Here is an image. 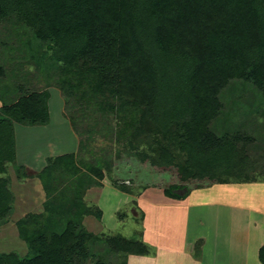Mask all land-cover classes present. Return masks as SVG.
I'll list each match as a JSON object with an SVG mask.
<instances>
[{
  "label": "trees",
  "instance_id": "16d2710c",
  "mask_svg": "<svg viewBox=\"0 0 264 264\" xmlns=\"http://www.w3.org/2000/svg\"><path fill=\"white\" fill-rule=\"evenodd\" d=\"M9 13L61 62L62 89L93 113L112 115L118 138L132 150L142 147L143 159L177 171L182 183L165 188L167 196L186 197L189 180L247 182L264 174V155L250 161L239 137L210 129L222 107L219 94L231 79L252 81L264 94V0H0V19ZM48 98L34 91L3 106L0 222L14 201L7 175L15 160L13 121L47 122ZM87 167L103 178L99 167ZM69 170L88 179L74 154L50 158L38 172L49 196L59 199L69 189L56 188V173ZM71 203L72 216L59 230V221L50 225L41 214L19 219L30 254L0 252V264H79L90 255V264H114L90 252L93 238L115 252L149 253L141 239L86 230L87 209L76 197ZM259 258L264 263V244Z\"/></svg>",
  "mask_w": 264,
  "mask_h": 264
},
{
  "label": "rangeland",
  "instance_id": "374dc122",
  "mask_svg": "<svg viewBox=\"0 0 264 264\" xmlns=\"http://www.w3.org/2000/svg\"><path fill=\"white\" fill-rule=\"evenodd\" d=\"M34 35V30L22 23L14 13L0 19V106L12 104L25 93L45 91L49 95L51 109V121L45 127L26 120L16 122L14 133L18 162L38 163L45 160L50 150L53 155L70 152L74 153L76 163L88 175V179L80 178L82 173L78 178L71 170L56 173V176L60 175L56 188L64 190L69 184V189L64 190L65 194H60L57 199L46 193L38 176V166L35 167L38 172L32 171L28 176L22 167L9 165L7 175L14 201L12 212L0 222V252H15L21 257L30 254L27 241L19 234L17 221L29 215L41 214L42 220L50 225L59 221V230L63 228L65 220L72 216L69 213L71 201L76 197L82 200V205L87 209L82 217L86 230L97 236L103 232L121 234L147 243L149 253L146 255L123 254L113 251L105 240L91 239L88 243L90 252L111 263L120 264L121 260L126 259L127 264H182L177 251L172 248L180 245L184 230L187 234V229H184L186 222L189 223L187 235H194L198 239L192 245L194 255L202 249L199 238L204 234L209 237L211 250L210 255H206L205 264H218V255L221 264H225L223 260L229 254L237 259L231 253L232 246L226 247L220 243L216 249L214 244L220 240V232L225 230L226 223L222 220L224 225L219 223V215L224 213L225 207L218 202L220 197L225 196V189L194 191L193 199L198 204L186 211L175 205L157 204L154 198L161 193L168 198L163 194L165 188L173 183H182L177 171L153 164L150 157L143 159L140 153L142 147L132 150L129 143L118 138L112 115L93 113L83 105L85 102H79L62 89L58 84L61 62L56 61L52 57V50ZM219 98L222 107L210 123L211 131L219 136L229 134L239 137L236 141L240 147L246 148L250 161L264 155L262 90L252 81L234 78L221 90ZM1 113L4 114L3 107L0 108ZM39 155H44V158H38ZM87 166L99 167L104 173L103 178H99ZM258 176L259 180L264 181V174ZM207 183H211L209 179L187 181L188 186L194 189ZM125 184L128 190L121 191L120 186ZM249 187L252 192L264 196V185ZM227 189L232 193L227 196L233 199L241 193L244 198L249 194L248 189L237 195L235 190ZM139 196L143 198L139 199ZM209 199L214 201L202 206L200 202H208ZM97 207L101 209V215ZM190 211L199 216H192L189 222ZM214 248L216 250L212 251ZM249 253L250 249L247 251ZM91 259L90 255L79 264H90Z\"/></svg>",
  "mask_w": 264,
  "mask_h": 264
},
{
  "label": "crops",
  "instance_id": "0c3cea01",
  "mask_svg": "<svg viewBox=\"0 0 264 264\" xmlns=\"http://www.w3.org/2000/svg\"><path fill=\"white\" fill-rule=\"evenodd\" d=\"M2 107L5 105H1ZM0 106V108H2ZM48 114L49 118L47 122L45 123H37L39 125H43L45 127L50 121H51V109H50V103L48 99ZM17 121H13V132ZM35 124V123H33ZM14 150H15V160L14 162H10L7 164V167L9 169V165L15 166V167H22L24 172L29 176L31 172L39 170H42L48 163V160L50 158H55L61 155L65 154H74L70 152H66L63 154L53 155V151L50 150L49 154L46 156L45 160L39 161L38 163H31L30 162H18V151H17V141L16 136L14 133ZM50 147V146H49ZM49 147H44L48 149ZM77 147H78V139H77ZM38 156V155H37ZM38 158H44V155H39ZM38 166V167H37ZM35 167H37L36 170ZM9 173V172H8ZM211 183H207L204 186H197V188H190V185L188 186L190 188L189 194L184 198H174L168 196V198L163 197L162 193L160 196H157L154 198V201L157 202V204H164L167 206H179L186 211L188 208H194L195 204H198L196 200L193 199L194 191H198L199 189L202 190H214V189H220L221 187L224 190L225 196L220 197V200L218 202L221 204V207L224 208V213L222 215H219V223L220 225H225V230L220 232V240L215 241L214 244L216 246V249L219 248L220 243L225 245L232 246V255L237 257V259H233L230 254L228 257H225L223 260L225 264H235L236 262L238 264H264L260 258H259V249L264 244V196L261 194L256 193V191H251L249 186H261L264 185L263 180H253V181H247V182H238V181H230V182H221V181H210ZM188 185V184H187ZM224 186V187H223ZM226 186V187H225ZM233 189L236 191V195L241 193L242 190L248 189L247 194L245 198L243 197V193L241 195H238V198H230L232 196H227V194H232L228 192L229 189ZM255 189V188H254ZM253 189V190H254ZM122 191V190H121ZM163 194L164 191H163ZM257 194V195H256ZM143 198L139 196V199ZM164 198V199H163ZM140 201V200H139ZM210 201H214L212 199H209L208 202H205V200H202L200 203H202V206L205 204H208ZM156 205V204H155ZM193 217L199 216L197 214L195 216L194 212H189L188 221ZM222 220V221H221ZM186 228L187 234L189 232V226L188 222H186ZM252 227V229H251ZM221 233L223 236H221ZM186 230L183 231V238L181 237L180 245L173 246L172 249H175L178 254L179 262L184 264V260H186V264H205L206 261V255H210V246H208L209 243V237L208 235L204 234L201 238V248L199 249L198 254L193 253L192 251V245L198 241L196 240V236L194 235H187ZM226 237H229L228 239ZM227 239V240H226ZM226 243V244H225ZM250 247V248H249ZM215 248L212 249V251L216 250ZM250 249V255L247 254V251ZM217 255V254H215ZM218 264L219 263V255H218ZM227 258V259H226ZM211 264V263H209Z\"/></svg>",
  "mask_w": 264,
  "mask_h": 264
}]
</instances>
